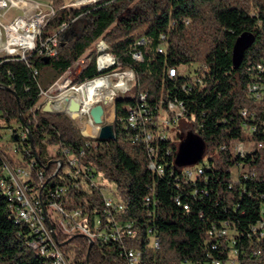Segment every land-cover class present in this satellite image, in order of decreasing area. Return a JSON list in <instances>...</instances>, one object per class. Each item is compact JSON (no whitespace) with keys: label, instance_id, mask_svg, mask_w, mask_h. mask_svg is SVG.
<instances>
[{"label":"trees","instance_id":"16d2710c","mask_svg":"<svg viewBox=\"0 0 264 264\" xmlns=\"http://www.w3.org/2000/svg\"><path fill=\"white\" fill-rule=\"evenodd\" d=\"M64 1L53 0L54 13L40 30L36 49L24 58L0 57V142L17 152L0 149V264H54L31 246L32 231L14 216L16 203L1 184L7 180L6 164L32 165L37 181L32 188L50 196L39 200L45 207L56 203L79 210L91 227L102 220L122 228L117 238L108 229L106 242L58 237L68 264H129L130 251L137 257L134 264H214L227 261L232 249L242 262L264 264V239L251 234L264 208V149L245 156L231 150L234 142L264 143V101H255L249 92L251 68L264 62V0H96L78 8ZM29 7L22 3L20 9ZM244 33L256 41L236 70L233 48ZM100 40L118 61L102 73L95 48ZM87 52L89 65L73 83L118 69L136 77L129 90H135V98L116 97L115 117L105 124L113 126L115 140L87 139L69 116L38 108L41 92ZM136 54L142 61L134 59ZM172 68L178 70L175 78L169 77ZM142 95L148 96L147 120L133 128L130 114L141 107ZM169 103L182 104L193 135L204 145L198 165L204 174L194 181L180 166L170 137L156 136L154 158L141 140L146 131L156 132L159 110ZM245 124L256 131H247ZM48 148H56L55 156L47 157ZM70 158L78 166L70 167ZM152 161L163 174L150 169ZM242 166L247 174L240 172ZM61 188L64 194L54 197ZM104 190L122 206L120 211L105 213ZM224 223L240 233L235 247L209 237L213 227Z\"/></svg>","mask_w":264,"mask_h":264},{"label":"built area","instance_id":"2783aa9c","mask_svg":"<svg viewBox=\"0 0 264 264\" xmlns=\"http://www.w3.org/2000/svg\"><path fill=\"white\" fill-rule=\"evenodd\" d=\"M87 2V0H80L77 2V5H84ZM53 13L51 15H53ZM0 36H2V33H0ZM51 42L55 44L56 40L53 39L51 40ZM141 44H144V42H142ZM95 48L97 50V68L100 73L109 71L117 66L118 61L116 55L110 50V48L107 44H105L104 41L100 40ZM32 49L28 51H31ZM15 50L17 51V53L15 54L21 53L22 58L25 57L27 51H24L26 50V48L17 47L15 48ZM15 54H13L12 56H14ZM134 59L137 61H142V56L140 54H136L134 55ZM89 62L90 61L88 58H82L74 65V67L78 66V69H80L79 73H81L88 67ZM251 70L255 71L253 81L249 85V92L251 94V97L258 102L264 101V62L257 64L256 66L251 68ZM177 75V69L172 68L169 70L170 78H175ZM135 81L136 77L133 72L128 70L120 71L118 69L110 71V73L101 75L100 77L93 80H87L82 84L72 82L71 84H73V92L69 93V98L66 99L69 100V102H66V100L64 102H56L57 107L53 106L52 108L51 106L53 100L48 99L46 100L45 105L41 104L43 107L42 111L45 112V110L48 108L53 114H68L69 116H71V119L74 122L78 121L79 119H83L86 123L89 124L90 127L95 130V132H97V137H95L94 139H99L98 136L100 134L102 126L96 125L92 120V117L90 116L91 109L99 105L104 107L105 102H108L107 105H112V103L114 104L116 97L120 94H126L131 89ZM49 91L50 89L48 91H42L41 98H48ZM89 98H91V100H89ZM147 98V95H142L140 98L141 107H137L131 112L129 118L131 127L136 128L139 121L145 123V121L147 120L145 116L147 114L148 108V105L146 103ZM71 102L78 103L81 106L76 118H73L72 113L69 112ZM242 114L244 117H247L249 115L246 110H244ZM164 116L165 118H163ZM184 116L185 109L182 104L169 103L168 109L161 108L159 110V116L157 117V121L155 123L156 132L146 131L141 139L142 142L145 143L152 158H154L153 156L156 152L153 146L156 136L162 135V137L164 138L170 137V130L173 126H177L179 120L184 118ZM105 117L106 112L104 115V119ZM252 117H254V115H252ZM162 119H164V121H162ZM244 127L247 131H256L255 126L248 127V125L245 124ZM26 138L27 133H24L22 135V139L25 140ZM139 140L140 139L138 137L137 141ZM244 145H251V148L245 147ZM1 148H9V150H11L10 153L14 155L17 153L12 145L6 144L3 141L0 142V149ZM255 149H264V143L234 142L231 144L232 152L235 154H239L240 156H245L246 153ZM70 161V167L78 166L75 159L70 158ZM57 165L58 168H61L63 166V164ZM198 165L199 164L184 167V173L189 180L194 181L204 174L202 167H199ZM70 167L67 168L68 171H70ZM149 167L152 171L158 172L160 175L164 172L163 167L157 166L154 161L150 163ZM4 172L6 174L7 180L2 179V186L8 189L9 195L16 203L15 207H13L14 215L19 216L24 221V224L29 226L30 230L32 231V236H34V239L31 243V246L34 249H38L42 255L52 257L54 259V264H68L58 246L56 237L59 235L64 238H72L77 235L85 236L89 239L90 243L102 241L106 242L110 237V234H108L107 231L108 229L115 231V233L111 235V237L117 238L120 235L122 228L118 227L117 222H110L109 224L104 225L102 220H99L93 227H91L87 217H84L83 213L79 210L67 211L56 203H51L45 207L44 204H42L40 201H42L44 197L47 198L50 196H48V194L43 190H36L32 188L31 183L37 182L32 175V165L19 164V167H13L10 164H6L4 167ZM240 172H242L243 174H247L248 168L242 166ZM76 173H80V170H77ZM40 178H43L42 175L40 176ZM41 179H39L38 185L43 184V181ZM64 192L65 188H61L60 190L58 189L56 191L57 195L54 194L53 196L59 197L61 194H64ZM49 193L52 192L49 191ZM147 201L150 202V198H147ZM104 202L106 207L105 213H111L110 210H115L116 212H118L122 209L121 205L115 203L114 198L106 197L105 194ZM185 209L188 208L185 207ZM260 216L261 220L258 221L257 224L253 227L251 234L257 235L259 239L263 240L264 208L261 209ZM55 217L61 218L62 228L64 230H61L59 225L56 224L57 222ZM129 234L135 235L134 231H129ZM239 235L240 233L238 229L234 226H231L229 223H224L220 227H213V229L209 231L210 238L219 240L220 242L225 241L231 247L236 246V237H239ZM155 240V246L158 247L159 242L157 239ZM134 258H137L134 255V251H130L128 255L129 264H134ZM214 264L258 263L251 260L242 262L239 258V252L232 249L229 251V259L227 261L222 262L220 260H215Z\"/></svg>","mask_w":264,"mask_h":264},{"label":"rangeland","instance_id":"374dc122","mask_svg":"<svg viewBox=\"0 0 264 264\" xmlns=\"http://www.w3.org/2000/svg\"><path fill=\"white\" fill-rule=\"evenodd\" d=\"M26 1L33 2V4H34L32 15L30 16L31 18L25 17L24 12L22 10H20V6L23 3L22 1L17 2L15 0H12V4L11 3L7 4V0H1L2 4L0 5V9L1 8H5V9L0 12V24L9 25V24L13 23L14 21H17V19H19V18H22L25 21L34 22V24L36 25V34H35L36 39H35V43L33 46L34 48L33 47H32L33 49L31 48L32 50H34L38 46V40H39V34H40L41 28L45 25L46 19L53 13V8H52L53 0H26ZM78 1H80V0H65L64 3L68 8H78V7L87 5V4H89L93 1H96V0H87L88 2L84 5H77ZM19 16H21V17H19ZM36 19H38V20H36ZM3 29H4V27H2V30ZM2 30L0 29V33L2 32ZM6 43H7L6 35L0 36V57H6V56H12L13 55V54L7 53L6 51H2V49L5 47ZM97 43L95 44V46L97 45ZM28 50H30V49H26L24 52H26ZM89 57H91V55H89V52H87L83 56L84 59H87ZM191 67L193 70L197 66L193 65ZM78 68H79L78 66L72 67V69L68 73H66L61 78H59L50 88V91L48 92L49 97L48 98L43 97L40 99V101L38 103V108L42 109L43 108L42 105H45L46 100H48V99L53 100V103L51 106L52 108H53V106L57 107L56 102L62 96L69 94L68 91L73 88V85L71 83L74 82L77 75L79 74L80 69H78ZM135 96H136L135 90L128 91L125 94V96H123V94L119 95V97H122V98L125 97L126 99H129V100L135 98ZM112 106H113V103H112V105H104L105 112L108 114L106 117V120L104 121V125L106 123L110 124V122H112V119H114V117H115L114 108H112ZM67 116H69V115L67 114ZM165 116L163 118H165ZM69 117L71 118V116H69ZM162 121H164V119H162ZM75 126L79 129V131L83 135V137H85L87 139L97 137V132H95V130L92 127H90L89 124L86 123L83 119L82 120L79 119L78 121H76ZM169 134H170V138L176 142V146H177L178 150H179L181 142L183 140H185L184 145H183L184 151H186L190 147H192L193 144H197V145L199 144V139L193 135V133L191 131L190 123L187 120V118L180 119L177 126L172 127ZM244 146L251 148V145H244ZM5 149L8 151V153L11 152V150H9V148H5ZM55 154H56V148L55 149L54 148H48L47 157H53V156H55ZM204 159L206 162V158H204ZM14 160L16 161L17 159H14ZM10 165L13 167H19V164H10ZM62 169H63V166H62ZM104 194L106 195V197L113 198L111 193L109 192V190H104ZM55 219L57 222L56 224L59 225L61 230H64L62 228L61 218L55 217ZM77 236H79V235H77ZM58 237L64 239V237L59 235L56 237L57 242H58ZM75 237L76 236H74L72 238L65 237L66 238L65 240H67L68 242H71Z\"/></svg>","mask_w":264,"mask_h":264},{"label":"water","instance_id":"95a60500","mask_svg":"<svg viewBox=\"0 0 264 264\" xmlns=\"http://www.w3.org/2000/svg\"><path fill=\"white\" fill-rule=\"evenodd\" d=\"M256 39L253 34L251 33H244L242 34L237 41L235 42L233 53H232V62L234 69H239L243 64L244 57L246 52L254 45ZM14 56L22 58L21 53L15 54ZM69 102V100H66ZM108 102H105L107 105ZM81 106L78 103L71 102V106L69 108V112L72 113L73 118H76ZM46 113H51L50 110L47 108L45 110ZM61 114V113H60ZM64 115V114H63ZM104 107L99 105L95 108L91 109L90 116L96 125L102 126L100 134L98 136L99 140L102 141H111L116 139V135L113 130L112 125H104ZM185 140L181 142L179 151H178V158L180 166L188 167L192 165H196L203 159L204 154V145L199 140V144H193L188 150H183ZM93 247V244L90 245V249Z\"/></svg>","mask_w":264,"mask_h":264},{"label":"bare ground","instance_id":"6f19581e","mask_svg":"<svg viewBox=\"0 0 264 264\" xmlns=\"http://www.w3.org/2000/svg\"><path fill=\"white\" fill-rule=\"evenodd\" d=\"M15 1H17V2L22 1L23 3L30 5V7L27 11L26 10L23 11L22 9H20V10H22L24 12L25 17H30L32 15V11L34 8L33 2H29L26 0H15ZM9 2L12 4V0H7V4ZM1 4H2V2L0 0V5ZM4 9L5 8H1L0 12ZM19 17H21V16H19ZM36 20H38V19H36ZM2 27H4V29H3L4 31L2 30ZM0 29L2 30V32H1L2 35H6V37H7V43H6L5 47L2 49V51H6L9 54H15V53H17V51L15 50V48H17V47L31 49L34 46L35 39H36L35 38L36 25L34 24V22L25 21L24 19L19 18V19H17V21H14L13 23H11L9 25L0 24ZM68 92L72 93L73 88L71 90H69ZM68 98H69V94L62 96L57 102H64ZM89 100H91V98H89ZM140 101H141V99H140ZM1 184H2V181H1ZM2 188H4L8 192V189L6 187L2 186ZM15 217H16V220L18 222L24 223V221L19 216H15ZM134 255H135V252H134Z\"/></svg>","mask_w":264,"mask_h":264}]
</instances>
